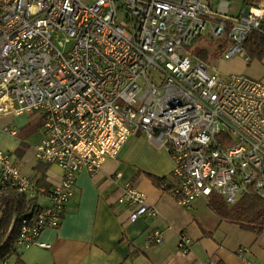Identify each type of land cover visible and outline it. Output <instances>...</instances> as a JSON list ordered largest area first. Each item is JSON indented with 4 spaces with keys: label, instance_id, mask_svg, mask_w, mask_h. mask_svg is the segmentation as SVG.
Returning <instances> with one entry per match:
<instances>
[{
    "label": "built area",
    "instance_id": "built-area-1",
    "mask_svg": "<svg viewBox=\"0 0 264 264\" xmlns=\"http://www.w3.org/2000/svg\"><path fill=\"white\" fill-rule=\"evenodd\" d=\"M214 1L0 0V116L40 113L36 157L63 172L51 204L20 217L17 251L48 247L37 237L60 226L80 170L100 173L137 131L170 154L171 193L182 206L215 194L230 205L245 194L264 198V81L223 76L187 48L209 36L225 58L250 62L245 44L254 32L264 36V6L248 0L235 15L232 0ZM22 172L0 148V192L35 197L38 179ZM118 202L132 220L160 215L132 182ZM163 239L159 229L147 236L149 245ZM192 243L182 230L179 251Z\"/></svg>",
    "mask_w": 264,
    "mask_h": 264
},
{
    "label": "crops",
    "instance_id": "crops-1",
    "mask_svg": "<svg viewBox=\"0 0 264 264\" xmlns=\"http://www.w3.org/2000/svg\"><path fill=\"white\" fill-rule=\"evenodd\" d=\"M256 1L264 6V0ZM34 113L0 116V148L15 152L12 156L21 163L22 173L38 179L35 197L39 206H48L50 189L63 178L62 168L42 161L27 173L25 162L19 160L27 151L22 144L30 146L31 141L35 151L44 136L40 114L37 124L42 130L37 132L34 124H23ZM20 117L24 119L21 123L18 120V135L5 133V125L16 127L14 120ZM7 139L10 141L5 145ZM125 143L119 155L107 159L97 175L80 170L60 226L47 227L37 237L49 246L33 244L18 251L25 264H207L210 259L215 264H264V230H246L219 215L208 204L211 199L199 198L190 208L182 206L173 197L172 189L164 190L150 177H163L165 184H173L174 161L170 154L152 146L143 132L137 131ZM126 182L142 190L160 215L132 220L131 208L118 202ZM41 195L46 203L39 199ZM231 206L234 205H228ZM156 229L163 231L164 239L149 245L148 233ZM182 230L193 238L187 254L176 246ZM241 248H246L243 254L239 252Z\"/></svg>",
    "mask_w": 264,
    "mask_h": 264
},
{
    "label": "trees",
    "instance_id": "trees-1",
    "mask_svg": "<svg viewBox=\"0 0 264 264\" xmlns=\"http://www.w3.org/2000/svg\"><path fill=\"white\" fill-rule=\"evenodd\" d=\"M246 48L252 58L264 57V36L254 32L247 42ZM152 181L164 190L172 188L165 184V178L150 174ZM219 215L222 214L232 222L240 224L246 230H264V198L256 194L243 195L234 206L228 207L220 203H208ZM39 207L36 197L28 196L14 188L0 192V264L5 260L9 264H25L14 248L13 242L20 230V217L34 208ZM16 255V256H15ZM15 256L14 260H11ZM8 264V263H7Z\"/></svg>",
    "mask_w": 264,
    "mask_h": 264
},
{
    "label": "rangeland",
    "instance_id": "rangeland-1",
    "mask_svg": "<svg viewBox=\"0 0 264 264\" xmlns=\"http://www.w3.org/2000/svg\"><path fill=\"white\" fill-rule=\"evenodd\" d=\"M247 1L248 0H232L231 13L238 15L244 8L243 5H245ZM214 2H217V0ZM246 6L250 7L248 4ZM220 41L221 40L213 39L212 37L209 36H201L193 43L192 46L187 48L194 55L195 58L205 60L208 64L211 65V67L212 66L215 67L216 72L220 73L223 76H228L231 73H242L252 76L253 78L262 79L264 81V59L252 58V60L249 62L243 59L239 55L227 59L223 56L221 50L217 51L220 48V46H218ZM39 114L40 113L36 112L34 114L28 115L26 122L23 124L24 125L29 123L32 125L34 124L33 126H35L34 128L37 129V132L42 130L41 127L37 124L40 121ZM23 119L24 117H20L14 120L16 122L13 121L16 124L17 129L21 128L20 123L22 121L20 120ZM18 120L20 121V123ZM31 136L32 135H30V138ZM9 141L10 140L8 139L5 140L4 144L6 145ZM29 144L30 146L22 144V146L25 147L27 151H26V155L19 159L20 161L25 162L24 169L27 173L31 172L33 165L43 164L41 163L42 162L41 160L36 159L37 157L35 156V151L33 149L31 141H29ZM8 152L11 155L12 153L15 154V152H10V151ZM39 199L43 203L47 202V200L44 198L43 195H41ZM211 201L213 203H220L227 206L229 205L225 202L223 196L219 194L213 195L211 197ZM201 202H205V201L201 200Z\"/></svg>",
    "mask_w": 264,
    "mask_h": 264
}]
</instances>
